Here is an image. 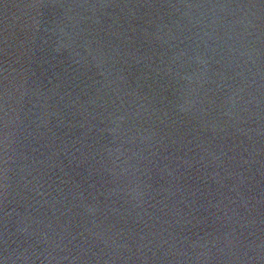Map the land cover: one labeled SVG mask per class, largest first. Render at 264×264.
Returning a JSON list of instances; mask_svg holds the SVG:
<instances>
[{
    "label": "water",
    "instance_id": "95a60500",
    "mask_svg": "<svg viewBox=\"0 0 264 264\" xmlns=\"http://www.w3.org/2000/svg\"><path fill=\"white\" fill-rule=\"evenodd\" d=\"M0 264H264V0H0Z\"/></svg>",
    "mask_w": 264,
    "mask_h": 264
}]
</instances>
